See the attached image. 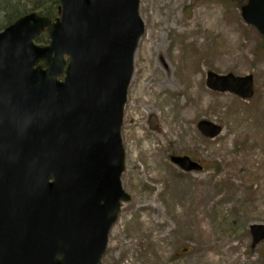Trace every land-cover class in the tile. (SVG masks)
Listing matches in <instances>:
<instances>
[{
	"label": "rangeland",
	"instance_id": "1",
	"mask_svg": "<svg viewBox=\"0 0 264 264\" xmlns=\"http://www.w3.org/2000/svg\"><path fill=\"white\" fill-rule=\"evenodd\" d=\"M246 2L141 0L122 129L131 201L103 264H264L250 231L264 224V37L243 20ZM210 70L253 75V96L210 89ZM201 120L222 132L204 136Z\"/></svg>",
	"mask_w": 264,
	"mask_h": 264
},
{
	"label": "water",
	"instance_id": "2",
	"mask_svg": "<svg viewBox=\"0 0 264 264\" xmlns=\"http://www.w3.org/2000/svg\"><path fill=\"white\" fill-rule=\"evenodd\" d=\"M61 4L56 22L30 13L0 32V264H102L121 202L131 199L121 130L145 30L140 0ZM242 17L264 35V0H249ZM46 27L50 44H34ZM40 60L46 69L35 67ZM207 85L254 92L251 75L209 71ZM198 127L207 137L222 130L207 120ZM173 161L201 169L186 156ZM250 229L255 247L264 224Z\"/></svg>",
	"mask_w": 264,
	"mask_h": 264
},
{
	"label": "trees",
	"instance_id": "3",
	"mask_svg": "<svg viewBox=\"0 0 264 264\" xmlns=\"http://www.w3.org/2000/svg\"><path fill=\"white\" fill-rule=\"evenodd\" d=\"M59 0H0L1 24L11 23L18 16L29 12L37 11L40 14L55 18L59 12ZM2 9V10H1ZM39 43L48 42L46 34L37 38Z\"/></svg>",
	"mask_w": 264,
	"mask_h": 264
},
{
	"label": "bare ground",
	"instance_id": "4",
	"mask_svg": "<svg viewBox=\"0 0 264 264\" xmlns=\"http://www.w3.org/2000/svg\"><path fill=\"white\" fill-rule=\"evenodd\" d=\"M133 158H134V155H133Z\"/></svg>",
	"mask_w": 264,
	"mask_h": 264
}]
</instances>
